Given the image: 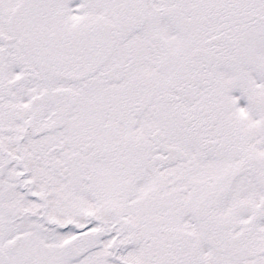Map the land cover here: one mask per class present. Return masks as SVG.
I'll list each match as a JSON object with an SVG mask.
<instances>
[{
  "label": "snow or ice",
  "instance_id": "obj_1",
  "mask_svg": "<svg viewBox=\"0 0 264 264\" xmlns=\"http://www.w3.org/2000/svg\"><path fill=\"white\" fill-rule=\"evenodd\" d=\"M0 264H264V0H0Z\"/></svg>",
  "mask_w": 264,
  "mask_h": 264
}]
</instances>
